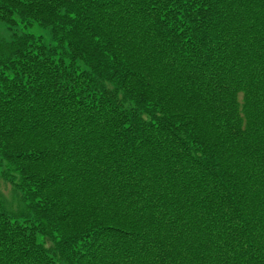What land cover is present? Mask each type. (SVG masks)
<instances>
[{"label":"trees","instance_id":"trees-1","mask_svg":"<svg viewBox=\"0 0 264 264\" xmlns=\"http://www.w3.org/2000/svg\"><path fill=\"white\" fill-rule=\"evenodd\" d=\"M0 22L24 203L0 204V264H264V0H0Z\"/></svg>","mask_w":264,"mask_h":264},{"label":"rangeland","instance_id":"rangeland-1","mask_svg":"<svg viewBox=\"0 0 264 264\" xmlns=\"http://www.w3.org/2000/svg\"><path fill=\"white\" fill-rule=\"evenodd\" d=\"M29 31L37 36L43 37L46 43H50L51 30L49 28H43L36 25L24 30V32ZM17 32L22 33L21 31ZM12 34L13 31L10 30L9 26L0 22V41L10 40ZM1 171L2 169L0 168V204L3 205V208H5L7 212L11 214H19L24 209L22 194L10 182L2 177Z\"/></svg>","mask_w":264,"mask_h":264}]
</instances>
